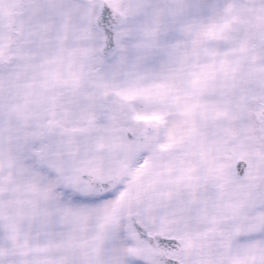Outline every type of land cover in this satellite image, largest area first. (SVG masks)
<instances>
[{
    "label": "snow or ice",
    "instance_id": "1",
    "mask_svg": "<svg viewBox=\"0 0 264 264\" xmlns=\"http://www.w3.org/2000/svg\"><path fill=\"white\" fill-rule=\"evenodd\" d=\"M0 264H264V0H0Z\"/></svg>",
    "mask_w": 264,
    "mask_h": 264
}]
</instances>
